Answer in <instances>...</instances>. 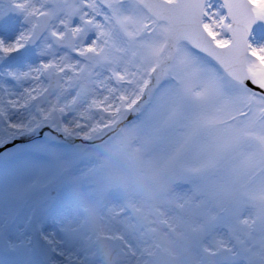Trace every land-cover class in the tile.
<instances>
[{"label": "snow or ice", "instance_id": "6c2138e0", "mask_svg": "<svg viewBox=\"0 0 264 264\" xmlns=\"http://www.w3.org/2000/svg\"><path fill=\"white\" fill-rule=\"evenodd\" d=\"M9 3L0 16L27 27L0 38V61L44 37L38 63L0 71L17 86L0 80V182L33 225L27 264H85L57 237L79 229L60 185L86 177L122 125L145 133L223 264H264V0Z\"/></svg>", "mask_w": 264, "mask_h": 264}, {"label": "rangeland", "instance_id": "374dc122", "mask_svg": "<svg viewBox=\"0 0 264 264\" xmlns=\"http://www.w3.org/2000/svg\"><path fill=\"white\" fill-rule=\"evenodd\" d=\"M9 7V1L0 4V10ZM25 27L19 14L9 11L0 16V38L12 40ZM254 37L257 41L264 40V25H257ZM43 39L22 58L9 60L0 71L38 63ZM0 80L17 87L11 79L0 77ZM105 141L103 147L92 152L88 162L92 171L86 177L60 185V197L68 196L75 201L76 221L83 218L89 224L82 238L73 242V248L65 250L74 251L78 247L80 257L91 264H106L94 256L95 238L106 234L120 236L126 252L125 259L115 264H152L157 245L175 255L179 264H223L213 236L197 227L198 210L182 206L177 198L181 186L159 170L145 133L139 127L124 125ZM33 175L24 164L19 177L28 179ZM14 193V187L7 180L0 182V224L13 221L11 229L0 231V238L5 237L12 247L8 252L0 248V264H8L10 256L16 264H27L25 243L33 225L27 222L26 213L20 217L22 203ZM155 208L160 211L161 224L153 218ZM219 231L226 232V229ZM59 235L58 232V238Z\"/></svg>", "mask_w": 264, "mask_h": 264}, {"label": "water", "instance_id": "95a60500", "mask_svg": "<svg viewBox=\"0 0 264 264\" xmlns=\"http://www.w3.org/2000/svg\"><path fill=\"white\" fill-rule=\"evenodd\" d=\"M32 44L26 46L20 53L12 55L13 57H20L24 53V51L30 47ZM0 61V64L4 61ZM117 127L116 129H118ZM5 247L6 243L4 241L1 242ZM97 251L96 256L98 258H103V260L107 262H115L116 260L120 259L124 256L123 252L119 249V241L118 240H110L107 238L99 239L96 242ZM155 264H175L174 259L171 256H167L164 253L160 252L158 255L155 256Z\"/></svg>", "mask_w": 264, "mask_h": 264}, {"label": "bare ground", "instance_id": "6f19581e", "mask_svg": "<svg viewBox=\"0 0 264 264\" xmlns=\"http://www.w3.org/2000/svg\"><path fill=\"white\" fill-rule=\"evenodd\" d=\"M38 41L36 40L35 41V43L34 44H36ZM119 130L118 129H116L115 130V132L114 133H111L109 136H107V137H110V136H112V135H114L115 133H117ZM23 178V177H22ZM22 214L23 213H21V215H20V217L22 216ZM80 220V221H79ZM78 221H77V223H78V225H79V229H78V231H77V233L75 234V236L74 237H72V238H69V237H67V236H64V235H59V239H62V240H64L65 241V244L62 246L64 249L65 248H69V247H72V244H73V242L74 243H77V241L76 240H79V239H81L82 238V236L84 235V232L86 231V229L87 228H89V224L87 223V221L86 220H84L83 218H81V219H79ZM73 248V247H72ZM78 247H76V249H77ZM80 248V247H79ZM163 250V252H165L166 254L168 253V252H166L165 250H164V248H162ZM69 250V249H68ZM68 250H66V251H68ZM79 250V249H78ZM81 258L84 260V262H85V264H91L90 263V261H88L87 259H85V257H83V256H81ZM104 258V257H103ZM103 258H101V259H103ZM153 259H155V258H153Z\"/></svg>", "mask_w": 264, "mask_h": 264}]
</instances>
